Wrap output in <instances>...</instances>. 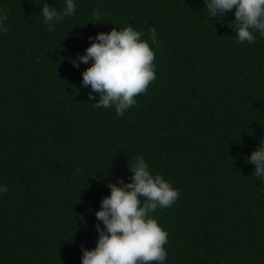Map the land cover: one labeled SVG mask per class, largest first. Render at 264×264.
I'll return each instance as SVG.
<instances>
[{
	"label": "trees",
	"instance_id": "1",
	"mask_svg": "<svg viewBox=\"0 0 264 264\" xmlns=\"http://www.w3.org/2000/svg\"><path fill=\"white\" fill-rule=\"evenodd\" d=\"M75 2L49 31L42 0H0V264H81L106 184L130 182L138 155L180 192L153 213L165 264H264V180L247 163L264 143V37L237 43L232 12L215 22L203 0ZM129 24L156 29V79L117 116L81 87L91 62L65 58Z\"/></svg>",
	"mask_w": 264,
	"mask_h": 264
},
{
	"label": "clouds",
	"instance_id": "2",
	"mask_svg": "<svg viewBox=\"0 0 264 264\" xmlns=\"http://www.w3.org/2000/svg\"><path fill=\"white\" fill-rule=\"evenodd\" d=\"M203 9L215 22L232 12L234 20L228 26L235 28L237 43L254 44L257 33L264 37V0H203ZM40 14L52 31L57 22L76 14V2L64 0V7L58 10L42 0ZM94 16L100 19L99 13ZM7 19L0 9V33L9 31ZM149 33L147 39H142L144 34L130 24L119 30L112 28L89 36L90 46L82 55L65 58L77 69L91 62L81 73V87L90 86L89 98L95 109L112 107L117 116H123L137 104L135 97L146 92L156 79L153 46H158L159 41L154 27ZM247 163L255 166L253 175L264 180V143L259 142ZM128 167L130 182L116 178L115 183L106 184L110 194L101 199L99 210L94 213L100 222L94 225L98 234L96 246L89 250L81 245V264H165L168 233L153 213L158 208H170L180 192L161 174L153 175L143 155L136 156ZM8 191L0 185V194Z\"/></svg>",
	"mask_w": 264,
	"mask_h": 264
}]
</instances>
